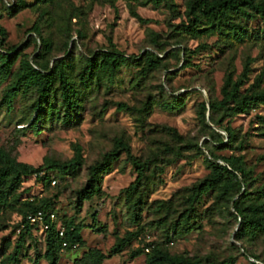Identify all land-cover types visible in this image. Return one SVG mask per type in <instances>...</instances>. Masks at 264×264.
I'll list each match as a JSON object with an SVG mask.
<instances>
[{"label":"rangeland","instance_id":"374dc122","mask_svg":"<svg viewBox=\"0 0 264 264\" xmlns=\"http://www.w3.org/2000/svg\"><path fill=\"white\" fill-rule=\"evenodd\" d=\"M191 2L0 0L2 51L14 55L7 74L0 57V148L34 168L84 161L65 173L47 170L55 185L35 176L16 187L0 182V264H48L46 230L22 226L35 205L53 212L56 225H82L83 243L63 247L59 264H92L82 260L91 248L107 255L102 264H146L155 249L200 264L230 257L235 264H264V233L236 238L241 219L233 201L243 188L212 189L192 205L187 201L188 189L209 175V160L224 165L220 157H233L246 179L242 206L249 213L264 206V103L212 117L202 108L222 99L228 76L238 81L245 70L240 93L264 92V17L229 15L219 30L213 20L195 21ZM229 23L241 29L238 35L226 32ZM114 49L133 58L113 75L90 73L89 58ZM147 53L159 56V64L147 66ZM30 67L56 72L46 91L30 81ZM122 145L129 152L121 150L100 194L77 212L76 191L89 166ZM186 218L191 231L178 225ZM128 236L123 251L112 255L116 240Z\"/></svg>","mask_w":264,"mask_h":264},{"label":"trees","instance_id":"16d2710c","mask_svg":"<svg viewBox=\"0 0 264 264\" xmlns=\"http://www.w3.org/2000/svg\"><path fill=\"white\" fill-rule=\"evenodd\" d=\"M152 1L155 4L160 3V0ZM191 8L195 15V21H199L201 18L213 20L217 22V26L214 25L213 28H218L219 30L222 29L220 24L228 21L229 15H241L244 18L254 17L256 15L264 17V0H192ZM195 21H192V23ZM226 30V32L238 35L241 29L237 28L233 23H229V27ZM3 43V31L0 29L1 69L7 74L11 68L14 55L2 51ZM48 49L49 48L46 45V51ZM144 56L146 58L147 66L155 67L161 61L159 56L151 53H147ZM132 58L133 57H127L122 51L117 49L100 51L99 54H96L93 58H89L88 60L90 64V73L94 74L97 71H102L113 75L122 65L128 63ZM59 72L60 76L64 77L62 73L63 71ZM55 73L56 72L53 70L46 71L41 68L30 67L27 76L31 82L37 85L39 90L44 92L49 88ZM246 73L247 70H245L243 76L235 82L232 80L231 76H228L222 88V99L219 101L209 100L208 103L204 102L202 104L204 113L209 112L211 117L212 113L218 111L227 112L228 114H237L247 112L253 105L264 103V92L252 91L250 93H240V87L244 84L243 82L244 78H246ZM68 88L72 91V95L76 94L77 91L73 89L72 86H68ZM68 94L69 93H66V99L69 105H71L73 104V101ZM39 114L40 112L37 111V115ZM218 122L219 121H216V124H219ZM227 134L230 139L229 141H233L235 138L234 132L227 129ZM174 135L177 136L176 133H174ZM212 138L214 140L213 136ZM222 142V140L217 141L218 144L220 143L222 145L221 147L226 146V144H222ZM187 147L197 148L198 145L190 143ZM121 150L129 152L127 145H122L120 148L116 147L112 151L105 153L100 161L89 166V177L87 182L82 188L76 191L75 202L77 212L81 210L85 201L100 194L102 178L113 170V162L118 158ZM177 155L179 156L178 152ZM220 158V160L225 163L224 165L218 162V158L215 156L213 160L208 161V166L210 168L209 175L205 177L200 184L194 185L188 189L189 194L187 201L192 205L202 194L212 189H219L222 194H226L235 187H238V193H240L243 188L240 197L233 201L234 211L241 219L237 229L236 238L240 239L247 235L264 233V206L257 205L252 207L251 213L246 211L242 206V200L248 195L244 170L238 165L237 159L233 157ZM83 163L84 161L82 158L77 157L66 161L65 163L53 162L46 168H34L27 164L16 162L0 148V182L8 179L11 186L16 187L22 182L23 177L35 176V178H39L41 181L47 179L49 184H52V181H55V184H57V177L49 176L47 170L53 169L65 173L76 170L78 167L82 166ZM136 167L139 172L142 173L144 166L136 163ZM135 188L136 183H133L126 189V191H134ZM45 209V206L36 205L28 209L24 214L22 226L24 228L38 227L37 224H31L27 217L28 215L35 214L39 211L44 213L46 222L49 225L48 229L45 231L46 250L44 255L48 264H59L60 252L63 247H74L83 243L81 235L82 225L75 224L72 220L64 224L60 223L56 225V215L53 212H47ZM51 213L55 215L54 221L50 220L49 215ZM59 225L63 226L65 229L63 236H60L58 233ZM178 225L185 231H191L193 228L191 221L187 218L184 219V221H181ZM130 239V236L118 238L113 245L111 254L116 255L121 253ZM63 243H66V245L64 246ZM106 258L107 255L102 251L96 248H91L84 253L82 260H90L92 264H102ZM145 262L146 264H200L198 259H190L185 254H170L161 249H155L146 254ZM235 263V258L230 257L223 264ZM252 264H256L255 261Z\"/></svg>","mask_w":264,"mask_h":264},{"label":"built area","instance_id":"2783aa9c","mask_svg":"<svg viewBox=\"0 0 264 264\" xmlns=\"http://www.w3.org/2000/svg\"><path fill=\"white\" fill-rule=\"evenodd\" d=\"M52 184H55V181H52ZM50 220L54 221L55 220V215L53 213H51L49 215ZM27 219L30 221L31 224H37L41 230H47L49 225L46 222V218L43 212L39 211L35 214H30L28 215ZM65 232V229L63 226L58 227V233L60 236H63ZM63 245L65 246L66 243H63Z\"/></svg>","mask_w":264,"mask_h":264}]
</instances>
